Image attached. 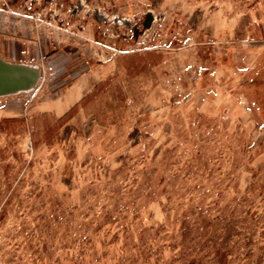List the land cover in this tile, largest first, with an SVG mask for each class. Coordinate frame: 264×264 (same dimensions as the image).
<instances>
[{"label":"rangeland","instance_id":"rangeland-1","mask_svg":"<svg viewBox=\"0 0 264 264\" xmlns=\"http://www.w3.org/2000/svg\"><path fill=\"white\" fill-rule=\"evenodd\" d=\"M86 1L71 14L96 15L99 0ZM53 3L47 18L58 24L65 2ZM130 3L129 17L102 23L131 46L150 45L152 22L177 44L200 16L207 28L248 15L256 40L264 21V0ZM146 54L140 69L112 75L63 119L2 110L30 96L0 99V264H264V60L241 100L211 115L149 101V81H134L149 71Z\"/></svg>","mask_w":264,"mask_h":264},{"label":"crops","instance_id":"crops-1","mask_svg":"<svg viewBox=\"0 0 264 264\" xmlns=\"http://www.w3.org/2000/svg\"><path fill=\"white\" fill-rule=\"evenodd\" d=\"M55 1L58 0H0V57L36 65L43 73L38 87L30 94L31 101L36 100L20 108L7 106L2 109L6 112L61 116L112 75L119 76L131 67L140 69V56L146 52L151 57L149 71L145 77L136 73L134 81H149V101L188 102L204 114L216 115L223 102L240 101L243 92L239 88L245 80L263 71L264 21L262 25L257 21L261 36L256 40L250 32L255 20L248 15L234 21L235 25L224 16V21L216 19L207 28L199 27L200 16L198 24L190 26L194 30L177 38V44L174 33H165L164 27L154 32L152 22L150 45L143 46V39L139 38L131 41L135 43L131 46L126 32L119 33V27L102 23L108 17L113 20L116 15L136 10L130 0H99L93 5L99 9L96 15L87 7L72 15L71 6L78 0H64L58 24L46 13ZM167 18L169 24L172 17ZM114 34L121 37L112 40ZM129 54L134 56L132 62L127 61Z\"/></svg>","mask_w":264,"mask_h":264},{"label":"water","instance_id":"water-1","mask_svg":"<svg viewBox=\"0 0 264 264\" xmlns=\"http://www.w3.org/2000/svg\"><path fill=\"white\" fill-rule=\"evenodd\" d=\"M88 2L89 0L85 3ZM82 5L79 1L77 9H81ZM124 22L128 21L124 20ZM146 22L144 28L148 29L152 22L150 14L146 15ZM42 74V70L36 65L10 62L0 57V99L17 95L30 96L38 87Z\"/></svg>","mask_w":264,"mask_h":264},{"label":"trees","instance_id":"trees-1","mask_svg":"<svg viewBox=\"0 0 264 264\" xmlns=\"http://www.w3.org/2000/svg\"><path fill=\"white\" fill-rule=\"evenodd\" d=\"M74 108H75V106L72 107L69 111L65 112L64 115L61 117V119L67 117L69 115L70 111H72V109H74Z\"/></svg>","mask_w":264,"mask_h":264},{"label":"flooded vegetation","instance_id":"flooded-vegetation-1","mask_svg":"<svg viewBox=\"0 0 264 264\" xmlns=\"http://www.w3.org/2000/svg\"><path fill=\"white\" fill-rule=\"evenodd\" d=\"M133 32H134V34H135V32H136V28H134Z\"/></svg>","mask_w":264,"mask_h":264}]
</instances>
